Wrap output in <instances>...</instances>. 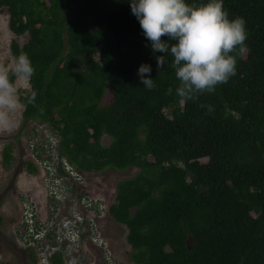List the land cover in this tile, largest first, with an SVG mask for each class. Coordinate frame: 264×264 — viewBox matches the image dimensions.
Instances as JSON below:
<instances>
[{
	"label": "trees",
	"instance_id": "obj_1",
	"mask_svg": "<svg viewBox=\"0 0 264 264\" xmlns=\"http://www.w3.org/2000/svg\"><path fill=\"white\" fill-rule=\"evenodd\" d=\"M223 4L245 20L246 51L233 53L226 83L182 103L171 56L157 67L163 54L130 0H0L9 31L27 35L8 43L11 59L26 53L35 68L36 106L20 113L15 141L38 120L76 170L138 168L115 183L107 207L127 228L133 264H264V0ZM141 64L151 67L152 90ZM49 259L61 262L57 252Z\"/></svg>",
	"mask_w": 264,
	"mask_h": 264
},
{
	"label": "rangeland",
	"instance_id": "obj_2",
	"mask_svg": "<svg viewBox=\"0 0 264 264\" xmlns=\"http://www.w3.org/2000/svg\"><path fill=\"white\" fill-rule=\"evenodd\" d=\"M12 40L21 45L27 35L9 31L7 9L1 7L0 64L11 63ZM110 95L107 88L101 102ZM16 132L0 133V264H53L49 255L54 252L60 264H133L127 228L109 216L107 207L115 183L138 168L76 170L68 163L71 168L66 170L48 124L31 120L18 142ZM108 140L105 134L101 137L102 144ZM6 145L10 158L3 161ZM28 163L34 166L32 171ZM80 220L82 225L77 224Z\"/></svg>",
	"mask_w": 264,
	"mask_h": 264
},
{
	"label": "clouds",
	"instance_id": "obj_3",
	"mask_svg": "<svg viewBox=\"0 0 264 264\" xmlns=\"http://www.w3.org/2000/svg\"><path fill=\"white\" fill-rule=\"evenodd\" d=\"M152 51L157 67L171 56V67L178 81L176 94L182 103L198 94L211 93L219 84L235 75L237 59L233 53L246 51L247 31L242 17L229 18L223 0H204L191 4L186 0H130ZM176 41L169 44L162 37ZM151 67L141 64L138 75L142 85L156 87ZM35 68L26 53L0 64V133H11L21 124L20 113L27 105L36 106L37 92L31 81ZM211 111V106H208ZM43 112V108H40Z\"/></svg>",
	"mask_w": 264,
	"mask_h": 264
},
{
	"label": "built area",
	"instance_id": "obj_4",
	"mask_svg": "<svg viewBox=\"0 0 264 264\" xmlns=\"http://www.w3.org/2000/svg\"><path fill=\"white\" fill-rule=\"evenodd\" d=\"M63 163H64V168H65L66 170H69V169L71 168V166L68 165V162L66 161V159H64Z\"/></svg>",
	"mask_w": 264,
	"mask_h": 264
},
{
	"label": "flooded vegetation",
	"instance_id": "obj_5",
	"mask_svg": "<svg viewBox=\"0 0 264 264\" xmlns=\"http://www.w3.org/2000/svg\"><path fill=\"white\" fill-rule=\"evenodd\" d=\"M77 224L82 225L83 224V220H80ZM98 244H99V242H98ZM109 261H110V263L112 262V260H110V259H109Z\"/></svg>",
	"mask_w": 264,
	"mask_h": 264
}]
</instances>
